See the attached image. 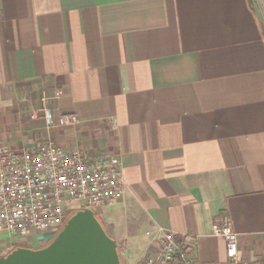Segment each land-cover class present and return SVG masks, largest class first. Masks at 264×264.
I'll list each match as a JSON object with an SVG mask.
<instances>
[{
	"label": "crops",
	"instance_id": "0c3cea01",
	"mask_svg": "<svg viewBox=\"0 0 264 264\" xmlns=\"http://www.w3.org/2000/svg\"><path fill=\"white\" fill-rule=\"evenodd\" d=\"M54 91L52 125L31 119ZM40 139L119 159L121 197L92 212L121 264L153 258L161 230L226 264L221 215L264 264V0H0V145Z\"/></svg>",
	"mask_w": 264,
	"mask_h": 264
},
{
	"label": "built area",
	"instance_id": "2783aa9c",
	"mask_svg": "<svg viewBox=\"0 0 264 264\" xmlns=\"http://www.w3.org/2000/svg\"><path fill=\"white\" fill-rule=\"evenodd\" d=\"M61 94L41 93L39 108L31 113V119L40 117L46 126L52 125L48 102ZM78 122L75 114L60 117L61 126ZM124 188L116 156L90 158L67 151L50 139H40L18 150L0 145V234L17 247L33 248L55 236L69 215L114 203ZM212 235L225 242L226 264H261L239 257L238 237L226 215L214 223ZM36 236L39 239L35 241ZM189 241L187 235L177 237L161 230L158 251L145 264H193L187 251Z\"/></svg>",
	"mask_w": 264,
	"mask_h": 264
},
{
	"label": "water",
	"instance_id": "95a60500",
	"mask_svg": "<svg viewBox=\"0 0 264 264\" xmlns=\"http://www.w3.org/2000/svg\"><path fill=\"white\" fill-rule=\"evenodd\" d=\"M0 264H121L117 243L89 209L78 210L41 248L17 247Z\"/></svg>",
	"mask_w": 264,
	"mask_h": 264
},
{
	"label": "rangeland",
	"instance_id": "374dc122",
	"mask_svg": "<svg viewBox=\"0 0 264 264\" xmlns=\"http://www.w3.org/2000/svg\"><path fill=\"white\" fill-rule=\"evenodd\" d=\"M93 212L95 211V209H93L92 210ZM2 235H4V234H0V239L2 238V239H7V236L5 235V236H2ZM55 236H53V237H51L48 241H46L43 245H47L53 238H54ZM34 238V240L36 241V240H38L39 239V237H33ZM9 240V239H8ZM9 241H11V240H9ZM43 245H41V246H43ZM4 255V254H3Z\"/></svg>",
	"mask_w": 264,
	"mask_h": 264
},
{
	"label": "trees",
	"instance_id": "16d2710c",
	"mask_svg": "<svg viewBox=\"0 0 264 264\" xmlns=\"http://www.w3.org/2000/svg\"><path fill=\"white\" fill-rule=\"evenodd\" d=\"M72 215V214H71ZM95 215V214H94ZM70 216V215H69ZM95 217L97 218V216L95 215ZM98 219V218H97ZM15 248H17V247H14V248H12L11 250H13V249H15Z\"/></svg>",
	"mask_w": 264,
	"mask_h": 264
},
{
	"label": "flooded vegetation",
	"instance_id": "af4514ba",
	"mask_svg": "<svg viewBox=\"0 0 264 264\" xmlns=\"http://www.w3.org/2000/svg\"><path fill=\"white\" fill-rule=\"evenodd\" d=\"M43 246H45V245H43ZM43 246H41V247H43Z\"/></svg>",
	"mask_w": 264,
	"mask_h": 264
}]
</instances>
